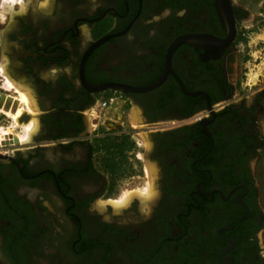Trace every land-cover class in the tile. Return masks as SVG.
Returning <instances> with one entry per match:
<instances>
[{
    "label": "flooded vegetation",
    "instance_id": "obj_1",
    "mask_svg": "<svg viewBox=\"0 0 264 264\" xmlns=\"http://www.w3.org/2000/svg\"><path fill=\"white\" fill-rule=\"evenodd\" d=\"M0 12V102L19 101L7 76L36 106L29 145L0 163V264H264V84L239 68L241 1L2 0ZM107 97L99 108L119 104L132 132L90 122ZM123 134L142 185L114 207L94 148ZM148 182L155 194L136 193Z\"/></svg>",
    "mask_w": 264,
    "mask_h": 264
},
{
    "label": "rangeland",
    "instance_id": "obj_2",
    "mask_svg": "<svg viewBox=\"0 0 264 264\" xmlns=\"http://www.w3.org/2000/svg\"><path fill=\"white\" fill-rule=\"evenodd\" d=\"M239 1H241L248 9V20L244 23V34H242L240 37L238 64L239 68L242 69V71H245L249 74V79L247 81H249L250 84L257 83V85H252V88L260 87V85L264 84V0ZM0 3H2V0H0ZM5 88V93H12V89H9L12 87L8 84V82ZM26 93L28 92L26 91ZM12 95H18L19 97V101H17L15 110L12 109L13 98L8 97L6 103H3L5 96H1L3 100L0 102V153H8L11 148L16 146L29 145V140L25 139L27 134L26 125L28 122H16L12 118V115L18 109L25 110L27 107L24 108L26 105L21 101L19 93H12ZM31 108L33 110L32 114H34V112L36 111V106L34 105L33 101L31 104ZM1 110L5 111V113H3ZM98 110L96 111V114L100 116H91L92 120L90 121L92 123H97L98 128L107 126L108 128H110L109 131L131 130V125L128 126L127 119L124 114L122 116L123 124L114 121L117 116L120 117L121 111L123 110L120 108L119 104H112L107 109H100L98 106ZM129 121H131V123H134L131 118H129ZM100 122H103L104 125H100ZM35 124L36 120L34 118L33 128H35ZM132 131L133 130H131V132ZM129 157H131V159H129L131 168L125 175L113 180V194L110 199L121 200L127 194L130 197L132 196V194H134V188L142 185V181L140 178H137L136 176L134 178V173L140 174L141 161L138 158L133 157L131 154L129 155ZM255 165L257 176L262 183L264 195V155L259 158ZM148 183L150 184V182ZM147 186L148 184L146 185V187ZM146 187L142 191H136V193L141 195L144 194ZM129 199L130 198L127 199V202L129 201Z\"/></svg>",
    "mask_w": 264,
    "mask_h": 264
},
{
    "label": "trees",
    "instance_id": "obj_3",
    "mask_svg": "<svg viewBox=\"0 0 264 264\" xmlns=\"http://www.w3.org/2000/svg\"><path fill=\"white\" fill-rule=\"evenodd\" d=\"M135 144L128 135L97 138L94 151L101 167L110 174L112 180L125 175L131 168L129 152Z\"/></svg>",
    "mask_w": 264,
    "mask_h": 264
},
{
    "label": "bare ground",
    "instance_id": "obj_4",
    "mask_svg": "<svg viewBox=\"0 0 264 264\" xmlns=\"http://www.w3.org/2000/svg\"><path fill=\"white\" fill-rule=\"evenodd\" d=\"M0 71L3 75H6L5 74V71L2 67V65L0 64ZM6 77V82H8V84L16 91L19 93L20 95V99L21 101L26 105V109L25 111L27 113L30 114V119L28 120L29 122L27 123L26 125V132H27V137L26 139L29 138L30 134H31V131L33 130V127H34V116H32L33 114V110L31 108V104H32V100H31V97L25 92L23 91L19 85H17V83H14L10 78H8L7 76ZM24 110L22 109H18L13 115H12V118L14 121L18 122V119L20 117V114L23 112ZM153 191H151V184L148 183V186L146 187V190L144 191V194H142L143 196H146V197H150L152 196L153 194H155L156 192H153V194L151 193ZM130 198L128 196V194L126 196H124V198H122L121 200H115V199H111L109 202L112 203L114 205V207H118L120 205H124L127 203V199ZM147 202V201H146ZM145 203V202H144ZM101 205V204H100ZM101 209V208H100ZM115 210V209H114ZM117 210V208H116ZM117 212V211H115Z\"/></svg>",
    "mask_w": 264,
    "mask_h": 264
},
{
    "label": "water",
    "instance_id": "obj_5",
    "mask_svg": "<svg viewBox=\"0 0 264 264\" xmlns=\"http://www.w3.org/2000/svg\"><path fill=\"white\" fill-rule=\"evenodd\" d=\"M113 84H110V83H106V84H100V85H94V86H91L92 87V89H94V90H100V89H102V88H104V87H106V86H112ZM113 87V86H112ZM117 89H124V88H122V87H120V86H115ZM28 120V115H26L25 114V116L24 115H22V116H20L19 117V119H18V121L19 122H22V121H24V122H26ZM8 160H10V156H8V155H6V154H4V153H0V163H5V162H7Z\"/></svg>",
    "mask_w": 264,
    "mask_h": 264
},
{
    "label": "clouds",
    "instance_id": "obj_6",
    "mask_svg": "<svg viewBox=\"0 0 264 264\" xmlns=\"http://www.w3.org/2000/svg\"><path fill=\"white\" fill-rule=\"evenodd\" d=\"M13 5L20 4L21 0H9ZM7 16L4 12H0V25H3L6 22Z\"/></svg>",
    "mask_w": 264,
    "mask_h": 264
},
{
    "label": "built area",
    "instance_id": "obj_7",
    "mask_svg": "<svg viewBox=\"0 0 264 264\" xmlns=\"http://www.w3.org/2000/svg\"><path fill=\"white\" fill-rule=\"evenodd\" d=\"M112 102H113V98L107 97V98H104L101 101H99L98 105L100 108H105L106 106H109Z\"/></svg>",
    "mask_w": 264,
    "mask_h": 264
},
{
    "label": "snow or ice",
    "instance_id": "obj_8",
    "mask_svg": "<svg viewBox=\"0 0 264 264\" xmlns=\"http://www.w3.org/2000/svg\"><path fill=\"white\" fill-rule=\"evenodd\" d=\"M23 0H21V4H22ZM43 6V5H42ZM21 10H23V8H21Z\"/></svg>",
    "mask_w": 264,
    "mask_h": 264
}]
</instances>
